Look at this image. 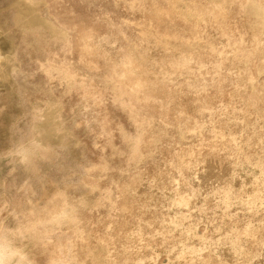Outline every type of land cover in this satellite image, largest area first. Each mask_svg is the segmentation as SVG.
Here are the masks:
<instances>
[{
    "label": "rangeland",
    "instance_id": "obj_1",
    "mask_svg": "<svg viewBox=\"0 0 264 264\" xmlns=\"http://www.w3.org/2000/svg\"><path fill=\"white\" fill-rule=\"evenodd\" d=\"M0 264H264V0H0Z\"/></svg>",
    "mask_w": 264,
    "mask_h": 264
}]
</instances>
